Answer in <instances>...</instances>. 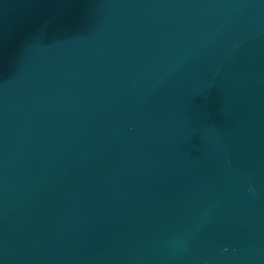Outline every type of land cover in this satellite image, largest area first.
<instances>
[{
	"label": "water",
	"instance_id": "obj_1",
	"mask_svg": "<svg viewBox=\"0 0 264 264\" xmlns=\"http://www.w3.org/2000/svg\"><path fill=\"white\" fill-rule=\"evenodd\" d=\"M0 264H264V0H0Z\"/></svg>",
	"mask_w": 264,
	"mask_h": 264
}]
</instances>
